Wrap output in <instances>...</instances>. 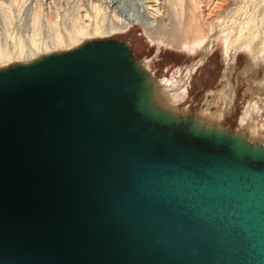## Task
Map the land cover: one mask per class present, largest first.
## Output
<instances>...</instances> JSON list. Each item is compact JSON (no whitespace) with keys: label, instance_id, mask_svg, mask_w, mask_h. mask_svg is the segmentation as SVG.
Returning <instances> with one entry per match:
<instances>
[{"label":"water","instance_id":"95a60500","mask_svg":"<svg viewBox=\"0 0 264 264\" xmlns=\"http://www.w3.org/2000/svg\"><path fill=\"white\" fill-rule=\"evenodd\" d=\"M0 264H264V148L156 110L115 39L10 64Z\"/></svg>","mask_w":264,"mask_h":264},{"label":"rangeland","instance_id":"374dc122","mask_svg":"<svg viewBox=\"0 0 264 264\" xmlns=\"http://www.w3.org/2000/svg\"><path fill=\"white\" fill-rule=\"evenodd\" d=\"M210 1L215 5L218 0ZM110 2L0 0V53L6 55L4 60L0 58V69L54 52L72 50L87 41L115 39L127 45L136 62L153 79L155 91L160 84L164 85V80H168V83H177L179 92L185 93L177 98L180 99L177 103L164 105L168 110L182 117L195 118L203 124L205 119L201 114L205 111L209 119L206 123H210L205 125L214 124L228 132L245 135L252 142L264 144L261 139L264 138V64H257L241 51L234 62H228L224 52L216 44L208 45L207 39L202 40L200 52L194 54L151 41L139 25L123 28V17L112 14L118 3L112 5ZM122 5L127 11L137 10L131 0H124ZM92 6L99 10L95 21L89 12ZM85 11L90 14V22L82 17ZM220 12L221 9L216 10L207 22L217 26ZM113 29L115 33L105 34ZM83 30L89 34L88 38L76 43L78 33ZM58 38L60 43L56 41ZM249 105L254 109L244 121Z\"/></svg>","mask_w":264,"mask_h":264},{"label":"bare ground","instance_id":"6f19581e","mask_svg":"<svg viewBox=\"0 0 264 264\" xmlns=\"http://www.w3.org/2000/svg\"><path fill=\"white\" fill-rule=\"evenodd\" d=\"M116 1L118 6L115 5L113 7L112 14L116 13L115 16L123 17L124 21L121 20L122 18L120 19V23L122 21L124 24L123 28L129 25H139L144 29V33L151 41L159 44H169L171 47H178L183 51L194 54L200 52L203 45L202 40L207 39L208 45L216 44L224 52V55L229 60L228 62H234L237 54L241 51L257 64H264V0H218L215 5L210 0H131L137 6L136 11L130 9L134 11L132 12L134 14H130L131 11H127L125 5H122L124 0L123 2L111 0L110 3L113 5ZM223 6H225L224 10L222 9ZM219 9H221V12L217 19L218 25L209 24L207 22L208 17L214 15V12ZM98 11L95 6H92L89 10L94 21L99 15ZM89 15L88 11H85L82 17L88 18L86 20L90 22L91 17ZM159 16L160 19L158 20ZM115 32L116 30L113 29L105 34L109 35ZM88 35L84 30L80 31L75 42L79 41V39L85 40ZM56 41L59 42V38ZM60 45L62 46V44ZM206 50L207 52L209 51L208 48ZM0 55L4 54L0 53ZM5 57L6 55L0 56L3 60ZM137 64L140 69L146 71L139 63ZM153 84V79L150 78V101L159 112H163L175 120L192 121L199 129L208 130L209 132L238 135L244 138L248 145L264 148V144L252 142L245 135L228 132L214 124L205 125L210 124L206 123L209 119L205 111L201 114V118L205 119L203 124L202 121L195 118L182 117L168 110L164 105L177 103L180 101L177 98L183 97L185 93L179 92V88L176 86L177 83H168V80H164V85L160 84L161 87L158 90L156 89L157 91L154 90ZM181 90L183 91V89ZM252 109L254 107L250 105L247 107L244 121L248 115H251ZM261 139L264 140L263 137Z\"/></svg>","mask_w":264,"mask_h":264}]
</instances>
